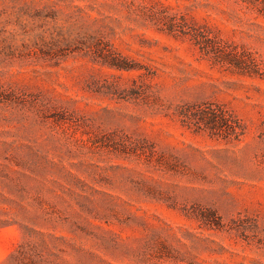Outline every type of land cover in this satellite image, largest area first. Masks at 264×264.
Here are the masks:
<instances>
[{"label":"rangeland","instance_id":"1","mask_svg":"<svg viewBox=\"0 0 264 264\" xmlns=\"http://www.w3.org/2000/svg\"><path fill=\"white\" fill-rule=\"evenodd\" d=\"M263 3L0 0V264H264Z\"/></svg>","mask_w":264,"mask_h":264},{"label":"trees","instance_id":"2","mask_svg":"<svg viewBox=\"0 0 264 264\" xmlns=\"http://www.w3.org/2000/svg\"><path fill=\"white\" fill-rule=\"evenodd\" d=\"M261 11L264 13V3L262 5ZM228 61L230 63H234L235 65L238 64L237 60L235 59H230ZM229 117H231V115L227 113L226 110H224L222 107L219 106L216 108H208L207 110L204 109L200 112V115L198 117L197 127L200 128V125H202L204 128L208 129L212 134L223 135V133L229 129L227 123ZM2 221L5 222V220ZM79 229L82 228L79 227ZM12 255L13 254H11V256ZM14 261L16 264H28L23 260L21 256L16 257Z\"/></svg>","mask_w":264,"mask_h":264}]
</instances>
